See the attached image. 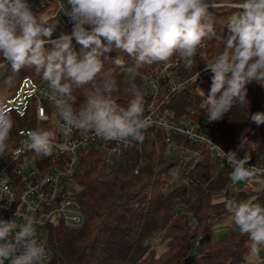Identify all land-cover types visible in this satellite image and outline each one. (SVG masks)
I'll return each instance as SVG.
<instances>
[{
	"label": "clouds",
	"instance_id": "obj_1",
	"mask_svg": "<svg viewBox=\"0 0 264 264\" xmlns=\"http://www.w3.org/2000/svg\"><path fill=\"white\" fill-rule=\"evenodd\" d=\"M64 11L73 24L70 33L61 32L53 39L57 24L33 10L27 0H0V69L10 65L13 72L22 67L34 69L48 84L47 96L57 115V123L65 137L77 130L85 140L89 135L105 142L124 146L143 143L154 121L144 116V95L134 81H125L123 91L131 96L127 107L113 98L120 91L117 74L125 70L122 56L114 60L101 57L113 47L128 54L134 62L126 68L130 75L145 65L168 62L175 55L187 69L194 66V57L204 41L222 40L223 50L205 63L213 73L210 91L201 108L208 119L217 121L237 103L246 101L245 85L253 80L264 81V0H242L230 5L239 9L227 24V36H217L210 9L215 0H66ZM73 39L81 45L77 52ZM106 41V43H105ZM50 44V49L45 45ZM11 80V78H9ZM82 89L83 102H71L73 92ZM46 119V117H42ZM257 125L264 124V113L251 115ZM14 121L7 108V97L0 95V155L9 150L8 141ZM29 151L50 157L54 151H74L76 145L57 142L54 130L37 127L23 141ZM232 167L235 184L250 180L258 171L246 166L248 158L237 159L234 152L221 150ZM14 199V198H13ZM230 219L241 235L252 242L253 253L264 246V207L258 203L224 201ZM15 215L23 223L0 220V264H44L46 250L37 238L36 226L44 223L34 209Z\"/></svg>",
	"mask_w": 264,
	"mask_h": 264
},
{
	"label": "trees",
	"instance_id": "obj_2",
	"mask_svg": "<svg viewBox=\"0 0 264 264\" xmlns=\"http://www.w3.org/2000/svg\"><path fill=\"white\" fill-rule=\"evenodd\" d=\"M222 1L242 0H215ZM238 11L225 6L210 9L217 36H227L226 26ZM204 42L207 47L194 57L192 69L182 67L184 77L193 76L206 67L208 59L223 50L222 40L215 37ZM118 56L125 59L126 65L125 70L118 71L120 91L113 98L126 108L131 96L123 89L127 86L125 81L131 80L142 90L145 104L148 86L140 77L127 72L126 68L134 63L128 54L113 47L101 59L114 60ZM162 63L145 65L137 71L152 74ZM3 70L0 95L14 90L26 75L40 79L34 69L26 67L13 72L9 65ZM212 76L213 73L205 75L171 94L163 110L175 113V118L184 116L190 108L203 111L200 105L204 97L194 88L200 85L207 96ZM9 84L12 89L7 90ZM245 88V103L235 104L217 120L216 129L220 143L228 152L260 161L264 155V124L257 125L251 115L264 113V81L253 80ZM82 91L76 89L72 95L77 107L84 99ZM13 121L8 145L15 141L17 128L36 127L33 112L26 118L13 117ZM176 138L191 147L185 137ZM180 161V156L172 155L165 133L157 127H150L144 142L127 149L113 165H106L97 149L82 153L77 176L83 186L79 197L87 223L78 229L63 225L49 227L48 264H241L250 260L252 242L231 221L224 201L264 203V185L260 181L264 177L254 175L224 193L222 189L233 169L220 166L203 150L200 161L189 171L191 184L175 187L169 170ZM162 243L166 246L158 250Z\"/></svg>",
	"mask_w": 264,
	"mask_h": 264
},
{
	"label": "built area",
	"instance_id": "obj_3",
	"mask_svg": "<svg viewBox=\"0 0 264 264\" xmlns=\"http://www.w3.org/2000/svg\"><path fill=\"white\" fill-rule=\"evenodd\" d=\"M27 2L38 14L45 15L49 23L57 24L53 39L58 38L61 32H71L73 24L70 18L64 11L59 12L61 4H64L66 10H70L66 0H27ZM241 2L216 3L219 6L231 7L230 5ZM204 45L198 49L196 56L207 47L206 42ZM73 46L75 50L81 48L75 39H73ZM183 66L184 62L175 56L168 62L162 63L152 74L137 71V74L133 75L140 77L148 86L144 116H150L154 121L151 127H157L165 133L172 155L180 156V163L169 170L175 187L191 184L189 171L200 161L203 150L209 152V155L216 159L220 166L232 168L221 154V150L225 153L228 151L220 143L216 129L217 121L208 119L206 109L201 108L203 111H200L190 108L187 114L178 118H175V113L163 110L171 94L184 90L193 81L205 75L212 74L211 70L204 67L193 76L184 77ZM2 71L3 69H0V74ZM197 87L206 93L200 85L194 88L196 93H198ZM46 90H48L46 81L26 75L14 90L3 95L7 97V108L12 118H26L33 112L36 127L17 128L15 141L9 145V150L5 154L0 155V220L21 224L24 221L22 216L15 215L17 209L20 207V212L23 214H31L29 208L34 209L35 216L44 221L42 225L36 226L37 238L45 245L44 264H48L50 256L48 240L50 226L63 225L78 229L87 223V215L79 197L83 189L77 176L80 155L90 149H97L102 152L106 165H113L117 157L136 144L126 147L115 141L105 142L91 134L85 140L77 130H73L70 136L65 137L63 129L57 123L58 118L51 100L43 94ZM71 102L76 106L72 98ZM38 126L56 131L57 142L75 144V150L63 152L56 150L50 157L38 156L33 151L27 150L23 141L27 138V133ZM178 135L185 137L191 143V147L179 143L176 138ZM236 157L237 159L244 158L239 155ZM248 159L246 166H254L258 170L255 175L263 178L264 155L260 161ZM188 164H190L189 167H187ZM242 182L234 184L229 179L222 192H227L231 187L237 188ZM198 242L197 240L196 243ZM262 260L264 261V257ZM8 263L9 261H5V264ZM241 264H250V260Z\"/></svg>",
	"mask_w": 264,
	"mask_h": 264
},
{
	"label": "rangeland",
	"instance_id": "obj_4",
	"mask_svg": "<svg viewBox=\"0 0 264 264\" xmlns=\"http://www.w3.org/2000/svg\"><path fill=\"white\" fill-rule=\"evenodd\" d=\"M9 83H11V82H9ZM8 89H12V84H9L7 90ZM262 185H264V179H262ZM260 205H261V207H264V203H261ZM165 246L166 245L162 243L161 245L158 246V250L164 249ZM262 257H264V248H263V246L259 248V251L257 253L251 252L250 264H253V263H255V264H264V261L262 260Z\"/></svg>",
	"mask_w": 264,
	"mask_h": 264
},
{
	"label": "crops",
	"instance_id": "obj_5",
	"mask_svg": "<svg viewBox=\"0 0 264 264\" xmlns=\"http://www.w3.org/2000/svg\"><path fill=\"white\" fill-rule=\"evenodd\" d=\"M261 181V183H262V180H260Z\"/></svg>",
	"mask_w": 264,
	"mask_h": 264
}]
</instances>
